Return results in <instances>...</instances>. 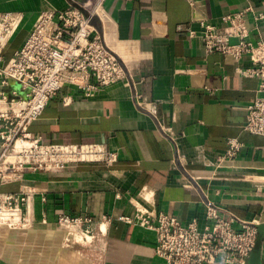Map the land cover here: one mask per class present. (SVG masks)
Returning <instances> with one entry per match:
<instances>
[{"label": "crops", "instance_id": "crops-1", "mask_svg": "<svg viewBox=\"0 0 264 264\" xmlns=\"http://www.w3.org/2000/svg\"><path fill=\"white\" fill-rule=\"evenodd\" d=\"M67 2L0 0V12L22 17L9 54L41 13ZM248 6L249 39H264L255 20L264 0L105 1L98 25L125 78L88 96L63 88L30 124L31 136L64 152L60 163L0 187L28 195L23 227L38 232L37 248L22 233L28 252L17 250L13 237L0 239V264H166L154 233L120 218L144 210L202 225L206 203L256 222L244 264H264V137L242 129L259 82L237 71L250 66L248 57L206 53L188 33L199 20L222 30L226 15ZM231 138L243 147L221 159ZM80 150L87 154L73 153ZM60 217L79 222L61 226Z\"/></svg>", "mask_w": 264, "mask_h": 264}, {"label": "built area", "instance_id": "built-area-1", "mask_svg": "<svg viewBox=\"0 0 264 264\" xmlns=\"http://www.w3.org/2000/svg\"><path fill=\"white\" fill-rule=\"evenodd\" d=\"M105 1L68 0L63 9L41 13L9 57L5 52L22 17L0 12V187L22 181L27 170L44 169L47 161L42 156L48 157V165L61 162L64 150L43 145L29 132L51 96L63 88L88 96L125 78L121 58L107 45L98 25L104 21ZM252 12L248 6L226 15L222 30L199 20V29L188 33L201 40L206 53L235 62L249 58L250 66L237 71L259 83L242 129L264 137V39H249L245 19ZM255 20L262 23L264 32V12L256 14ZM226 145L221 159H234L243 147L236 138ZM73 153L87 154L85 150ZM27 207L25 192L0 191V227L10 231L19 250L23 245L17 229L25 224ZM120 219L152 231L156 255L166 264H244L257 235L255 221L239 219L215 203L205 204L202 225L197 219L183 223L170 214L144 210H138L134 218ZM78 222V218L58 219L61 226Z\"/></svg>", "mask_w": 264, "mask_h": 264}, {"label": "rangeland", "instance_id": "rangeland-1", "mask_svg": "<svg viewBox=\"0 0 264 264\" xmlns=\"http://www.w3.org/2000/svg\"><path fill=\"white\" fill-rule=\"evenodd\" d=\"M8 48V50L6 49V54L8 53L9 54V48L10 49H12L13 47H7ZM10 55V54H9ZM9 55H7V56H9ZM83 158H86V157H83ZM40 159H43V161H47L48 163H50L49 161H48V157L47 158H44V156H42V158H40ZM46 159V160H45ZM47 162H43V168H44V170L45 169H47V166H48V163ZM49 168V167H48ZM21 182V181H20ZM16 184L17 183H19V182H15ZM15 183H13V184H15ZM12 185V184H11ZM0 229L3 231H6V233H7V235L5 234V232L3 231V233H2V231H0V236L4 239V241H7V240H10V237H11V235H10V231H7V229L5 228V227H3V226H1L0 227ZM18 232H19V236H21V238L19 239V243H21L22 245H23V248H20L21 250H19V249H17V250H19L20 252H23V251H29V249L27 248V244H26V247H25V242H23V240H22V238H23V235H22V233L24 232V233H26L27 235H29V236H31V237H33L35 240H33V239H31L32 240V246L34 247V248H37V238H38V235H37V231L36 230H32V231H29V230H31V229H29L28 228V226L27 227H18ZM23 233V234H24ZM2 234V235H1ZM5 234V235H4ZM6 236V237H5ZM1 239V238H0ZM2 239V240H3ZM6 239V240H5ZM1 249H3L4 250V248H1ZM25 249V250H24ZM20 256H22L21 255V253H20ZM26 256V255H25ZM28 256V255H27ZM27 258V257H26ZM26 258H22L23 260H27Z\"/></svg>", "mask_w": 264, "mask_h": 264}, {"label": "bare ground", "instance_id": "bare-ground-1", "mask_svg": "<svg viewBox=\"0 0 264 264\" xmlns=\"http://www.w3.org/2000/svg\"><path fill=\"white\" fill-rule=\"evenodd\" d=\"M0 231H2V230L0 229ZM3 231H4V230H3ZM3 231H2V233H3ZM4 232H5V234L7 235L6 231H4ZM5 234H4V235H5ZM1 235H2V234H1ZM51 236H52V235H51ZM5 237H6V236H5ZM3 240H4V239H3ZM5 240H6V239H5Z\"/></svg>", "mask_w": 264, "mask_h": 264}]
</instances>
